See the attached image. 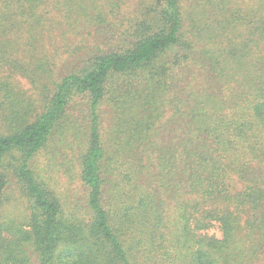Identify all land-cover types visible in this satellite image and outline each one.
Here are the masks:
<instances>
[{"label":"trees","instance_id":"obj_1","mask_svg":"<svg viewBox=\"0 0 264 264\" xmlns=\"http://www.w3.org/2000/svg\"><path fill=\"white\" fill-rule=\"evenodd\" d=\"M67 135L84 210L34 165ZM34 262L264 264V0H0V264Z\"/></svg>","mask_w":264,"mask_h":264},{"label":"rangeland","instance_id":"obj_2","mask_svg":"<svg viewBox=\"0 0 264 264\" xmlns=\"http://www.w3.org/2000/svg\"><path fill=\"white\" fill-rule=\"evenodd\" d=\"M235 1L237 3L243 2V0ZM244 1L247 2L248 0ZM23 84L25 88L30 89L27 82L23 81ZM63 141L61 149H55L54 145H51V148L41 152L36 157L34 165L41 177L67 203V208L81 210L85 208L87 202V190L80 178L81 168L77 147L81 144L72 135H67L66 140ZM19 201L21 200L19 199ZM6 211L16 217L23 213L20 203L10 204ZM208 233L218 238L222 236L217 226Z\"/></svg>","mask_w":264,"mask_h":264}]
</instances>
